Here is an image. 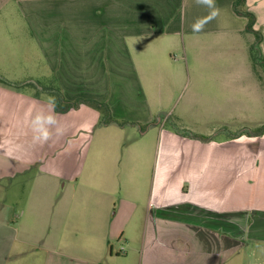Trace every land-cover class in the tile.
<instances>
[{
	"label": "crops",
	"instance_id": "1",
	"mask_svg": "<svg viewBox=\"0 0 264 264\" xmlns=\"http://www.w3.org/2000/svg\"><path fill=\"white\" fill-rule=\"evenodd\" d=\"M234 1L195 33V0H0V203L23 194V228L0 204V264H264V62ZM48 76L126 123L55 108L63 135L34 143L52 99L23 87Z\"/></svg>",
	"mask_w": 264,
	"mask_h": 264
},
{
	"label": "trees",
	"instance_id": "2",
	"mask_svg": "<svg viewBox=\"0 0 264 264\" xmlns=\"http://www.w3.org/2000/svg\"><path fill=\"white\" fill-rule=\"evenodd\" d=\"M233 8L235 12L237 13V15L247 18L248 20L247 30L250 32H253L256 36V42L251 47V56L255 62L257 60H261V56L258 50V45L260 44L262 40V35L255 30V24H256L255 15L248 9L246 0H235L233 4ZM0 83L8 85V86H12L9 81L3 79L2 77H0ZM58 88L59 89H57L58 90L57 93H55V91H47L49 92L47 93V95L52 100L55 101V108L58 112H66L70 109L78 108L81 104L87 103V104L94 106L96 109L100 111L101 113L100 124L108 125V124L116 122V123H119L120 125H124L126 123L122 121H117L112 116L111 110L107 104L96 102V101H91V100L87 101L84 99H77L75 101H70L64 96L60 87ZM42 90L44 91L48 89L43 88ZM183 134L184 135L189 134V136H193L191 133H188L187 131H184ZM252 134H255V135L264 134V126L258 129L252 130Z\"/></svg>",
	"mask_w": 264,
	"mask_h": 264
},
{
	"label": "rangeland",
	"instance_id": "3",
	"mask_svg": "<svg viewBox=\"0 0 264 264\" xmlns=\"http://www.w3.org/2000/svg\"><path fill=\"white\" fill-rule=\"evenodd\" d=\"M178 58H180V56H178ZM262 62H264L263 60H260ZM39 84L40 86H42L43 88H47L48 90H37V85ZM58 83L55 81L53 76H48L45 77L44 79H41L38 83H33V84H28L25 87H23L25 89V91L27 92H36L39 95L43 96V98L49 97L47 95V91H55V93H57V89L58 88ZM34 89V90H33ZM153 132H150L149 137L152 136ZM148 139V138H146ZM142 142V140H141ZM23 179V180H22ZM26 178L23 177H17V179H15L13 182H11L9 184V188H13V191H18L20 190V187L23 189V183L25 182ZM31 185V183H26V186L29 188ZM13 198L10 197V199H6L3 200L0 204H3L4 201L7 202V204H4L6 206V210L5 211H1L4 212L5 214L7 213V218H12L13 220H16L18 222V226L20 228H23V207L22 204H14L12 202L18 201L19 198H21L23 196L19 195V193L17 195H11ZM26 196V195H25ZM16 197V199L14 198ZM14 199V200H12ZM108 201H110L109 204H121V196L120 195H114L112 198H110ZM140 205H141V209H140V217H144V215L146 214V207H147V202H146V195L141 193L140 194ZM118 207V206H117ZM114 213V211H112V214ZM24 219L29 220V223H32L31 219H29L27 216L24 217ZM117 242H115L116 244ZM39 249L38 247H30V250H36ZM17 253L18 252H22L23 253V245L22 244H18L17 245V249H16ZM11 262H16L15 264H23V254L20 256V254L15 255L12 259Z\"/></svg>",
	"mask_w": 264,
	"mask_h": 264
},
{
	"label": "clouds",
	"instance_id": "4",
	"mask_svg": "<svg viewBox=\"0 0 264 264\" xmlns=\"http://www.w3.org/2000/svg\"><path fill=\"white\" fill-rule=\"evenodd\" d=\"M198 5L206 7L209 11L204 17L198 18L192 25V31L199 33L204 30L206 24L215 19L220 14V9L216 5V0H195ZM52 110L45 114L37 112L34 116H30L29 125L33 133V142L36 144L47 143L53 135L52 129H55L57 136L63 135L64 129L58 127V121L55 114V101L50 100Z\"/></svg>",
	"mask_w": 264,
	"mask_h": 264
},
{
	"label": "built area",
	"instance_id": "5",
	"mask_svg": "<svg viewBox=\"0 0 264 264\" xmlns=\"http://www.w3.org/2000/svg\"><path fill=\"white\" fill-rule=\"evenodd\" d=\"M122 251H124V249L122 248Z\"/></svg>",
	"mask_w": 264,
	"mask_h": 264
}]
</instances>
